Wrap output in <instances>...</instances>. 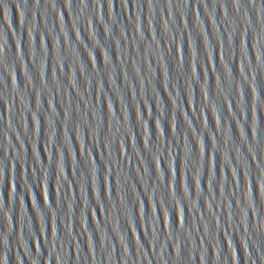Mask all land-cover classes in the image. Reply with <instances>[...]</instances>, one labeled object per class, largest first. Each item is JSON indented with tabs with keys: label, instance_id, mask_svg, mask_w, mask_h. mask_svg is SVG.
Instances as JSON below:
<instances>
[{
	"label": "water",
	"instance_id": "water-1",
	"mask_svg": "<svg viewBox=\"0 0 264 264\" xmlns=\"http://www.w3.org/2000/svg\"><path fill=\"white\" fill-rule=\"evenodd\" d=\"M0 264H264V0H0Z\"/></svg>",
	"mask_w": 264,
	"mask_h": 264
}]
</instances>
